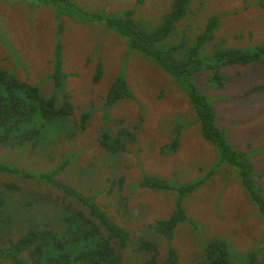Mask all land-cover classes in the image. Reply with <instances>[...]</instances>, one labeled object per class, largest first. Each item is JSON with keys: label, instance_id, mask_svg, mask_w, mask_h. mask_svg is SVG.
<instances>
[{"label": "rangeland", "instance_id": "1", "mask_svg": "<svg viewBox=\"0 0 264 264\" xmlns=\"http://www.w3.org/2000/svg\"><path fill=\"white\" fill-rule=\"evenodd\" d=\"M70 1L71 8L65 1L0 0V70H10L19 79L37 84L49 97L53 93L51 75L61 52L62 70L68 74L64 88L70 91V99L76 107L68 126L76 129L82 122V112L89 111L86 126L73 140L64 139L62 146L51 144L54 149L51 151L42 150L41 144L0 145V161L41 171L70 161L58 178L85 193H93L99 204L110 212L118 208L117 199L108 195L110 189L113 188V194H119V189L123 188L121 193L127 195V188L134 184L137 190L129 195L128 215L111 212L120 225L131 230V248L138 245L139 238L149 239L153 235L147 225L172 214L179 197L177 190L139 188L137 183L142 177L159 175L171 184L180 185L205 178L208 169H217L203 185L185 197L187 213L199 227L194 229L189 222H181L176 227L171 245L178 250L179 264L204 261L207 242L204 236L201 239L203 230L211 237L222 236L236 242L232 244L235 264H264V219L260 209L234 177L226 165L228 162H220L223 157L219 149L203 136L182 87L156 67L151 58L134 50L128 37L109 28L104 21H91L89 16L83 15L86 11L99 10L112 15L136 7V0ZM172 2L146 0L137 8L136 17L159 21ZM201 2L192 0L188 25L201 29L199 24H205L208 17L227 11L216 31V41L227 40V44L235 47H253L264 42V7L257 0ZM183 28L184 25H180V29ZM100 60L102 76L96 82L94 75ZM220 72L227 76L223 87L209 85L208 69L194 75L195 81L211 96L217 123L225 129L228 142L252 154L258 183L264 188V151L260 150L264 145V90L246 94L252 86L264 84V62L225 65ZM121 74L131 86L135 100L124 99L112 108L103 107L104 91ZM179 82L184 85L183 79ZM0 92H4L1 85ZM62 102V96L58 97V103ZM120 125L128 130L138 125L139 129L136 127L129 132L121 157L107 155L99 142L101 132L105 129L115 132ZM176 127L182 129L178 135L181 143L177 150L171 151L169 144L177 137ZM132 133L136 138L133 142ZM88 167L91 172L86 170ZM9 182H16L20 187L7 190L5 183ZM0 190L9 191L14 204L21 208V214L29 217L20 220L23 225H42L59 215L52 214L54 209L60 212L77 205L48 182L24 181L5 172H0ZM23 198L36 200L33 211L18 202ZM13 208L11 205L9 211ZM20 229L18 223L8 227L3 235L6 240L0 241V247L9 244L8 237L16 239ZM169 245L166 240L161 241L159 260L166 257ZM147 257L133 252L132 259L143 262ZM124 262L128 264L126 259ZM0 264L12 263L0 258Z\"/></svg>", "mask_w": 264, "mask_h": 264}, {"label": "trees", "instance_id": "2", "mask_svg": "<svg viewBox=\"0 0 264 264\" xmlns=\"http://www.w3.org/2000/svg\"><path fill=\"white\" fill-rule=\"evenodd\" d=\"M53 1H65L69 8L73 4L70 0ZM145 1L136 0V7L126 8L112 15H107L102 10L95 13L86 11L83 15L89 16L91 21H104L109 28L128 37L134 50L141 52L144 57L151 58L156 67L169 74L177 85L182 87L193 108L195 118L201 125L203 136L219 149L223 157L220 162H228L226 165L232 170L234 177L240 180L248 197L258 206L264 219V188L258 183L252 154L238 150L228 142L225 129L217 123V111L211 96L195 81L198 73L208 69L209 85L216 88L225 86L227 76L220 72V68L225 65L264 62V42L253 47H235L227 44V40L216 41V31L220 27L222 16L228 13L227 11L208 17L205 24H199L201 29L188 25L192 0H173L170 9L159 17V21L138 19L137 8ZM204 1L202 0L201 3ZM257 3L264 7V0H257ZM180 25H184L185 28L181 30ZM61 58L63 55L59 52L55 70L51 75L53 93L49 97L43 94L37 84L19 79L10 70H0V85L4 88V92H0V145L41 144L42 150L51 151L54 150L51 149V144L60 147L59 145L62 146L65 142L64 139L73 140L83 131L89 119V111L82 112V122L77 124L76 129L68 126L76 107L70 99V91L64 88L68 74L62 70ZM102 65L100 60L94 75L96 82L101 79ZM181 79L184 85L180 84ZM260 90H264V84L252 86L246 94ZM103 95V107L106 108H112L124 99L135 100L134 92L122 74L113 80L110 88H107ZM60 96L63 99L62 104L58 103ZM116 120L123 121L119 118ZM136 127L139 129L138 125H134V128ZM131 130L123 125L111 133L108 129L102 130L99 142L106 150V154L121 157ZM181 131L180 127H176L177 137L169 144L171 151L179 148L181 141L178 135ZM133 138L135 139L132 133V140ZM260 150L264 151V145ZM74 158L72 154V159ZM69 162L64 161L52 170L41 171L0 161V172L24 181L48 182L77 203L60 212H57L60 209H54L52 214L59 215L42 225L26 223L23 225L20 220L29 217L21 214V208L14 204L13 197L8 194L9 191L0 190V241L6 240L3 235L4 232L5 234L8 232V227L16 223L21 227L16 239L8 237L9 244L0 247V258L8 259L12 264H125V259L128 264H179L178 250L171 245L176 227L181 222H189L194 229L195 226L199 227L187 213L185 197L203 185L217 172V169H208L205 178L180 185L171 184L168 179L159 175L146 174L142 177L137 183L139 188L177 190L179 197L172 214L147 225L153 235L149 239L139 238L138 245L131 248L129 247L131 230L120 225L111 212L118 211L128 215V198L137 187L134 184L130 185L127 188V195L121 193L123 188L119 189V194H113V188L110 189L108 195L116 198L118 202V208L110 212L99 204L97 196L93 193H84L58 178L59 173L65 170ZM86 170L91 172L89 167ZM226 170L229 172V169ZM5 184L7 190L20 187L16 182ZM121 184H124V180ZM18 202L22 203L24 208L33 211L36 200L23 198L18 199ZM11 205L14 208L9 211ZM203 232L204 234L200 232L201 239L204 236L207 243L204 249V261L200 264H235L232 256L236 258V255L232 244L236 242L222 236L211 237L205 230ZM162 240H166L170 245L166 257L159 260V245ZM133 252L148 257L143 262L138 260L135 262L132 259Z\"/></svg>", "mask_w": 264, "mask_h": 264}, {"label": "flooded vegetation", "instance_id": "3", "mask_svg": "<svg viewBox=\"0 0 264 264\" xmlns=\"http://www.w3.org/2000/svg\"><path fill=\"white\" fill-rule=\"evenodd\" d=\"M135 139H136V138H135ZM135 139H133L132 142H133ZM132 142H131V143H132ZM101 154L104 155L105 157H108V156H107L105 153H103V152H102ZM84 193H85V192H84Z\"/></svg>", "mask_w": 264, "mask_h": 264}]
</instances>
